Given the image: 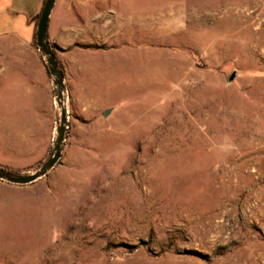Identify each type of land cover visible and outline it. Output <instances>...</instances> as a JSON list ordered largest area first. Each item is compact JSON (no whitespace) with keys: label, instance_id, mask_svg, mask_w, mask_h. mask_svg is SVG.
Wrapping results in <instances>:
<instances>
[{"label":"rangeland","instance_id":"1","mask_svg":"<svg viewBox=\"0 0 264 264\" xmlns=\"http://www.w3.org/2000/svg\"><path fill=\"white\" fill-rule=\"evenodd\" d=\"M130 8L146 24L112 48L52 47L63 150L0 182V264H264V0ZM37 54L0 38V168L19 175L59 118Z\"/></svg>","mask_w":264,"mask_h":264},{"label":"crops","instance_id":"2","mask_svg":"<svg viewBox=\"0 0 264 264\" xmlns=\"http://www.w3.org/2000/svg\"><path fill=\"white\" fill-rule=\"evenodd\" d=\"M44 1L0 0V38H12L35 48L36 17ZM145 24L144 14L133 17L130 0H56L48 19L47 39L51 48L68 49L74 45L112 48L125 40L128 26ZM37 55L41 58L39 52ZM55 57L62 70L65 65L62 56L55 54Z\"/></svg>","mask_w":264,"mask_h":264},{"label":"water","instance_id":"3","mask_svg":"<svg viewBox=\"0 0 264 264\" xmlns=\"http://www.w3.org/2000/svg\"><path fill=\"white\" fill-rule=\"evenodd\" d=\"M56 0H45L42 6L39 19L36 25L35 43L48 75L53 84L54 102L59 112V118L56 124V137L53 144V151L49 158L40 165L34 172L19 175L11 173L0 168V182L14 186L31 185L43 177H45L59 162L65 141L67 129V106H66V88L64 84V75L58 65L55 54L47 39L48 19ZM235 74L233 73L229 81H233ZM108 112H105L106 116Z\"/></svg>","mask_w":264,"mask_h":264},{"label":"trees","instance_id":"4","mask_svg":"<svg viewBox=\"0 0 264 264\" xmlns=\"http://www.w3.org/2000/svg\"><path fill=\"white\" fill-rule=\"evenodd\" d=\"M40 15V14H39ZM39 15L36 17V23L38 22ZM34 46L36 47V44L34 43Z\"/></svg>","mask_w":264,"mask_h":264},{"label":"flooded vegetation","instance_id":"5","mask_svg":"<svg viewBox=\"0 0 264 264\" xmlns=\"http://www.w3.org/2000/svg\"><path fill=\"white\" fill-rule=\"evenodd\" d=\"M52 50L54 51V49L52 48Z\"/></svg>","mask_w":264,"mask_h":264}]
</instances>
